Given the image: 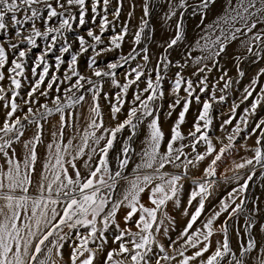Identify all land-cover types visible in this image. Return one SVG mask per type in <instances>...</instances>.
Returning <instances> with one entry per match:
<instances>
[{
    "label": "snow or ice",
    "instance_id": "6c2138e0",
    "mask_svg": "<svg viewBox=\"0 0 264 264\" xmlns=\"http://www.w3.org/2000/svg\"><path fill=\"white\" fill-rule=\"evenodd\" d=\"M119 2L122 5V0ZM109 3L110 0H102L101 11L103 15L98 25L99 34L91 29L87 32V36L94 43H89L84 36L77 38L80 53L87 52L89 48L95 49L96 45L104 43L102 35L113 23L108 18ZM209 3L210 0H202V7L206 9ZM39 5H43V9L46 10V18L44 11L38 7ZM100 6L101 0H93L91 11L99 15L97 10ZM185 6L186 0H181L180 7ZM73 8L78 9L79 24L84 25L86 23L84 17L87 14L86 0H54V3L53 0H0V32L15 29L16 38V42L9 40L7 45L0 42V82L6 79L9 82L7 88L0 83V102H3L0 106L7 110L4 114L3 123L0 125V155L4 157L5 161L4 164H0V264H57L53 258V250L55 249L57 254H60L59 250L64 247L62 242L68 237V232L65 229L73 231L80 228L87 231L86 233L77 231L76 240L78 243L74 244L70 254L71 264H78V262L79 264H94L97 254L104 250V246L108 242L105 233L113 225L119 229L113 237V243L117 244L118 247L107 251L104 264H150L149 254L153 251V245H157L159 251L163 253L156 259V264H160L161 260L176 261V264H192L194 261H198L199 264H225L226 257L229 255L231 259L227 260L226 264H252V260L246 259V257L258 247L256 240L249 239L246 246L241 244L242 251L237 255L229 244L227 221L218 227L215 226V222L229 208H231L229 219L243 210L242 196L248 190V181H251L256 175V166L264 169V119L259 120L255 125V128L259 130L255 145L247 149L253 153V156L244 159L241 163L234 164L236 170L252 166L247 180L229 194L230 202H222L218 211H214L202 221L199 227L194 229L193 226L197 224L204 212L205 200L211 194V186L214 183L211 178L216 175V164L234 146L236 136L244 129L240 124H236L232 132L226 137L228 143L225 144L221 141L222 146L219 150L216 149L212 138L209 136L213 122L211 116L212 102L216 100L213 90L209 99L202 102L198 95L195 96V100L202 104V108L194 122L193 129L185 136L181 131V125L185 122V115L189 111L195 89L191 79L185 80L180 73H177L174 86L171 89L176 99L169 106L170 109L174 110L176 106L181 104L179 92L182 86L186 85L184 90L187 96L183 98V110L179 112L178 120L171 128L166 150L161 152L160 148L161 144L164 143L165 134L161 128L160 117L155 114L156 108L154 107L155 101L164 96L161 84L164 78L159 74V68L155 69L157 73L155 80L147 75L146 63L137 64L126 71L123 84L116 80V70L131 61H135L137 56H141V53H143L142 60L149 61L147 48H142L137 52L136 48L133 47L127 55H121L117 62L108 63L105 68L98 67L96 59L93 58L88 65L92 73L91 76L81 74L77 67L78 54H72L71 64L67 66L63 79L57 75L50 76L51 66L46 60V56L55 48L58 38L63 41L60 52L69 53L72 49V44L67 41L64 33L72 30V21L77 19V15L73 14ZM144 12L145 15L148 14L147 5L144 7ZM18 14H22L23 19L18 18ZM112 15L116 19L120 17L119 6ZM172 15H176L175 11L172 12ZM53 18L59 19L58 26H47L43 31L36 26L37 20L43 19L47 24ZM28 22H31V29L29 34L25 35L23 25ZM218 23L223 25L219 28L220 35L211 44L205 43L203 50L207 54L198 57L197 64L207 60H211L215 64L216 58L226 50L228 43L237 40L240 35L246 34L252 35L248 40L241 41L242 45L253 56L264 59V47H260L259 51H254V47L264 46V0H235V3L233 0H227V11ZM146 25L147 22L145 21L139 31L134 34V45L141 43V34ZM237 25L240 26L237 27ZM258 25L262 27L258 28ZM254 30L256 31L254 32ZM128 31L126 26L123 27L120 33L110 38L109 45L97 51L96 55L99 56L103 52L120 49ZM182 36V25H178V34L168 43L167 47L172 48L177 45ZM41 37L46 41L51 37V43L48 44L44 52L35 61L34 67L31 68V74L36 79L30 82V90L27 93V99L24 100V103L29 106L23 117L17 116L16 114L20 110L17 97L20 96V89L24 86L21 78L26 79L28 53L32 48L37 47V38ZM21 44L29 47L22 48ZM10 52L12 59H10ZM163 61H167V57H164ZM167 63L171 62L168 61ZM63 64H65V60L61 56H57L55 70L59 72ZM41 67L42 71L38 72L37 70ZM205 68H208L206 63L198 69V73H203ZM208 70L211 71L210 68ZM240 75L243 76L244 73L241 72ZM92 76L98 78L97 81H94ZM260 76H264V69L260 71L256 79L251 81L249 87L244 89L241 102L253 97V92L256 91L254 86L259 84ZM73 77L76 78L75 82H73ZM142 77L145 78L146 85L142 90L137 89L135 91L131 102L132 106L128 109L125 118L119 121L115 127L104 129L98 103L99 94L103 87L102 79L111 78L112 83L121 89L115 95L116 103L111 104L112 118L116 119L126 102L125 97L129 89L141 82ZM46 79L49 82L45 86ZM206 79L205 77L201 81L203 91H208L205 85ZM58 82L59 84L67 83L70 85L65 89L64 96L56 95L52 99L54 107H49L47 103H44L40 106L43 111L40 109L34 111L32 106L39 104V100L34 98L37 92L40 96L48 98L49 92ZM230 84L231 81H228L224 87L227 88ZM85 85L90 87L85 88ZM42 86H45L47 90H42ZM60 91V87L57 86L55 92L60 93ZM85 91L92 94L94 101L89 108L91 113L89 126L93 131L84 133L82 143L75 148V155L69 152L72 147L71 141L64 148L57 144L54 153L52 152L53 146L48 145L49 162L44 164L43 173L36 182V195H30V189L33 187V173H35V165L38 160L36 145L40 143L43 129V125L39 121H46L47 117L54 112L60 113L61 127L58 129V133L62 137L65 120L64 110L66 107L71 108L83 102ZM76 92L81 94L77 96ZM65 99L67 100L66 104L64 103ZM219 99L222 101L224 97L221 96ZM262 103H264V90L254 99L250 108L244 109L245 115L241 122L245 127L248 124V117L254 115ZM238 107V104L234 105L232 112L235 113ZM149 117L152 119L147 124L149 130L147 146L141 154V163L136 166L137 174L132 179L122 176V170L127 167L130 159L128 153L131 149L127 144L122 149L119 169L113 172L109 165L108 156L109 151L114 147L117 134L128 128L131 131L128 141H131L138 126ZM234 119V115L230 116L224 121V125L232 124ZM25 121L37 125V132L32 140L23 144L26 151L23 161H21L15 158L13 145L19 143L20 137L24 135ZM100 129H104V132L97 136L96 133ZM58 133L54 132L52 135L55 137ZM89 139H92L96 145V147L90 148L92 154H97V147H99V159L94 167L91 164H86L85 166L89 168V171L87 175L82 176L81 171L73 161L78 156L85 155V149H89ZM185 140H189V143H183ZM101 141L104 142L102 147H100ZM178 142L180 143L178 144ZM201 142L207 146L204 153L196 152L197 145ZM188 147L196 152L194 159H189V154L184 151ZM9 150H12L11 153ZM213 153L215 155L205 169L204 180L197 181L196 187L190 194L189 206L192 205L193 201H197V197L199 200L179 238L183 243L177 248L176 243L178 241L171 242L169 248L172 249L173 254L169 255L168 249L163 244H158L155 235V233L160 232L165 220H171L166 211L167 204L174 200L178 202L180 182L187 175L189 165L194 167L200 161L205 160L206 156H212ZM66 155H71L69 163L74 170V175H69L68 169L65 167ZM92 159V155H88V160L92 161ZM167 165L183 168V173L162 172L161 170ZM141 169H151L152 171L141 172ZM121 178L127 179L128 183L127 188L122 192V199L110 201L109 196L104 194V190L114 191ZM235 179L239 180L240 177L236 176ZM146 190L149 193L148 199L151 206L141 202V194ZM237 200H241V203L237 204ZM122 206L127 208L124 216L125 224L132 221L138 231H133L127 227L120 228L116 218ZM137 213H139L138 219L133 221V217ZM185 215H189L187 210ZM248 225L252 226V222L249 221ZM218 233L223 234V239L217 241L218 246L214 251H210L212 238ZM125 236L129 237L127 241ZM90 244L97 246L93 249L89 247ZM189 250H194L191 255L186 254ZM206 253H208L207 256H205ZM255 264H264V252L256 256Z\"/></svg>",
    "mask_w": 264,
    "mask_h": 264
},
{
    "label": "rangeland",
    "instance_id": "374dc122",
    "mask_svg": "<svg viewBox=\"0 0 264 264\" xmlns=\"http://www.w3.org/2000/svg\"><path fill=\"white\" fill-rule=\"evenodd\" d=\"M222 1V0H221ZM220 0H214L208 5L205 9L202 7V0H186V6L180 7L181 0H122V5L119 0H110L108 5V18L110 21H113L109 25L108 29L102 35L103 44L96 45L95 49L89 48L87 52H79V43L78 37L84 36L89 43H94L91 38L87 36L88 30H93L99 34L98 25L101 22V17L103 12L101 11L103 4L101 0V6L98 8L99 15L91 11V6L93 0H86L87 4V14L85 15L86 23L84 25L79 24L78 9L73 8V14L77 15V19L72 21L73 27L71 31L65 32L64 36L67 41L72 44V49L69 53L60 52V48L63 44V41L58 38L55 48L48 53L46 60L50 64V76L57 75L63 79L64 73L67 71V66L71 64V55L78 54V69L82 75L91 76V70L88 68V65L92 62V59L95 58L97 66L100 68H105L108 63L117 62L121 55H127L133 47L136 48V51L139 52L142 48H147V55L149 56V61L145 62L142 60V55L137 56L135 61H131L129 64L124 65L122 68L117 69L116 80L120 81L121 84L125 82L124 73L130 70L131 67L136 66L137 64H145L146 73L150 75L153 80H155L157 67L159 68V74L164 78L161 81L162 89L164 91L163 98L155 101L154 107L156 108V113L160 117V124L162 131L165 134L164 143L161 144L160 151L163 152L166 150V143L170 138L171 128L174 126L178 120V114L183 110V98L187 96L184 88L182 86L179 96L181 98V104L176 106L174 110L170 109V105L174 103L176 99L175 95L172 93L171 89L174 86V80L176 74L180 73L185 80L191 79L193 81V86L195 89L194 95L191 98L192 103L189 107V111L185 115V122L181 125V131L185 136L188 135V132L193 129L194 122L197 119L198 113L202 108V104L198 103L195 100V96L200 97V101L209 99L212 91H215L216 100L212 102L211 116L213 122L209 130V136L212 138L213 144L216 149L222 146L223 143H228L226 137L232 132V129L236 124H240L244 129L240 132L235 140L234 146L228 150L224 157L216 164V175L211 179L214 183L211 186V194L205 200V209L202 216L198 219L197 224L193 226L195 229L199 227L203 220L208 218L214 211H218L222 202H230L229 194L232 193L240 184H243L247 180V176L250 174L252 166H248L244 169H234L235 163H241L244 159L251 158L253 153L247 149L252 148L255 145V141L259 136V130L255 128V125L259 120L264 119V103L257 108V111L254 115L248 117V124L245 125L241 122L244 117V109L250 108L251 103L256 97L259 96L260 92L264 90V76L259 77V84L254 86L256 91L253 92V97H250L247 101H242L244 96V89L248 88L253 79H256L258 74L262 69H264V59H258L257 57L250 54L246 47L242 45L241 41H246L250 38L252 34L240 35L239 38L235 41L228 43L226 50L221 53L219 57L216 58V63L214 64L211 60L201 61L200 64L196 63L198 57L204 56L207 53L203 50L205 43L211 44V42L220 35L219 28L223 25L218 23L221 21V17L224 16L227 11V3L225 1L221 3ZM54 3V0H53ZM220 3L222 6H219ZM224 4V5H223ZM147 5L148 14L145 15L144 7ZM120 7V17L118 19L114 18L112 13L117 7ZM45 14L46 10L43 9V5H39ZM175 11L176 15H172V12ZM18 18L23 19L22 14H18ZM147 22L146 27H144V32L141 34L142 39L139 45L133 44L134 34L139 31L140 27ZM59 19L53 18L52 21L45 24L43 19L36 21V26L45 30L47 26H58ZM178 25H182L183 36L177 45L172 48H168V43L178 34ZM128 28V35L125 37L120 49H115L110 52H103L101 55L97 56L96 52L100 49L109 45L110 38L121 32L123 27ZM240 25H237L239 27ZM20 27V26H17ZM262 26L258 25V28ZM31 29V22L23 25V30L25 35L29 34ZM256 30H254L255 32ZM15 29H10L8 32H0V42L7 45L9 40L16 42L15 38ZM51 43V37L46 41L42 37L37 38V47L32 48L28 53L27 57V69L25 72V78L22 79L23 87L20 89V96L17 97V103L20 105V110L17 112V116L23 117L27 112L29 105L24 103V100L27 99V93L30 90V82L36 79L31 74V68L34 67L35 61L37 58L44 52L48 44ZM240 44V45H239ZM22 48H27L29 46L21 44ZM236 47V48H235ZM260 47H254V51H259ZM231 48V50H230ZM232 54V55H229ZM61 56L65 60V64L61 65L59 72L55 70V61L56 57ZM167 57V61H163V58ZM10 52V59H12ZM163 61V62H161ZM170 61L171 63H167ZM255 61V62H253ZM208 65V68H205L203 73H198V69L203 67L204 64ZM167 64V66H165ZM183 66V67H181ZM211 69L209 71L208 69ZM38 72L42 71L41 69L37 70ZM243 72L244 75L241 76L240 73ZM198 73V74H197ZM223 76V79L221 77ZM206 79L205 85L208 91L202 90L201 81ZM75 77H73V82H75ZM94 81H97L98 78L92 76ZM231 81V84L225 88L224 85ZM49 82L46 79L45 86ZM5 88L8 87V80L6 79L3 82ZM102 90L99 94L98 103L100 105L102 118L104 122V129L115 127V125L122 121L128 109L132 106L131 102L134 98L135 91L137 89H143L146 85V80L144 77L141 78V82H138L137 85H133L125 97V103L121 109V112L117 114L116 119L112 118L111 114V104L116 103L115 95L121 91L115 84L112 83L111 78L102 79ZM45 86H42V90H47ZM59 86L61 91L60 93L55 92V88ZM69 84H59L53 86V90L49 92L48 98L42 97L37 92L35 99L39 100V104L33 105L34 111L36 109H43L40 107L42 104L47 103L49 107H54L52 99L56 95L64 96L65 89L69 87ZM90 86L85 85V88ZM223 89V91H222ZM75 91V90H73ZM84 91V90H81ZM80 92H76V95H80ZM9 95H11L9 93ZM85 100L80 104H76L71 108H65L64 110V126H63V136L60 137L58 129L61 127V114L54 112L51 116L47 117V120H40L39 123L43 125L40 143L36 145L38 160L35 165V173H33V187L30 189V195H36V180L37 176L40 178L43 173V166L45 163L49 162L50 155L48 145H52V152L56 150V145L60 144L62 148L67 147L68 142L71 141L73 146L76 143L82 142L84 133L91 132L93 129L90 128V116L89 112L90 106L93 105L94 101L92 99V94L90 92H84ZM145 96L147 94H144ZM223 96L224 100H220L219 97ZM64 103H67V100H64ZM3 102H0L2 105ZM238 104L239 107L236 109L235 113L232 112L234 105ZM7 110L0 106V125H2L4 120V114ZM171 114L169 115V113ZM234 115L235 119L230 125H224V121L229 119L230 116ZM99 120V118H97ZM152 118H147L143 123L138 126L135 136H133L131 141H128V136L131 135L130 129L126 128L123 132L117 134V139L114 142V147L109 151V165L113 172L119 169V161L122 158V149L127 144L130 147L129 155V164L126 168L122 170V176L128 179H132L137 174L135 160L139 155V150L143 144V139L148 132L147 124ZM26 127L23 129L24 135L20 137L19 143H14L13 148L15 150V158L23 161L25 155V149L23 144L32 140L34 135L37 132V125L29 124L27 121L24 122ZM163 123V125H162ZM170 124V125H169ZM223 126V127H222ZM104 129L97 131L96 135L99 136L104 132ZM164 129V130H163ZM148 130V131H147ZM57 132V136L52 134ZM149 134V132H148ZM168 137V138H167ZM167 139V140H166ZM166 142V143H165ZM89 149H85V155H92L93 159L89 163L93 167L99 159V147H97V154H92L90 152L91 147H96L94 141L89 139ZM180 142H178L179 144ZM183 143L188 144L189 140L183 141ZM104 144L103 141L100 143V147ZM164 146V147H163ZM206 145L201 142L197 145L196 152L204 153L206 151ZM46 149V150H45ZM73 147L69 149V152ZM10 153L12 150H9ZM184 151L188 153L189 159H194L196 152H193L191 147L185 148ZM245 152V153H244ZM215 153L212 156H206L205 160L200 161L194 167L189 165L187 175L180 182V190L178 192V202L169 201L166 207V211L171 220H165L163 227L159 233H155L158 244H163L165 248L168 249V254L171 255L172 249L169 248V245L173 241H178L176 247L178 248L182 240L178 239L181 236L188 220L190 219L191 213L195 210L197 206V201H193L192 205L189 206L188 201L190 199V194L193 189L196 187L197 181L204 180L205 169L210 164ZM84 156H78L74 163L77 164L81 161ZM69 155L65 156V167L69 166L71 168V158ZM184 159L183 157L181 158ZM4 157L0 155V164H4ZM54 163V160L52 161ZM141 163V162H140ZM139 163V164H140ZM179 163V162H178ZM83 164V163H82ZM86 167V166H85ZM81 171L82 176L88 174L89 168H85ZM67 168V167H66ZM227 168L229 170H227ZM73 170V169H72ZM151 169H141V172H151ZM162 172H167L169 174H182L183 168H176L173 165H167ZM225 171V172H224ZM225 173V174H224ZM70 175H74L70 173ZM236 176H239L240 179H235ZM107 179V177H105ZM249 187L246 193L243 194L242 199L244 201L243 210L229 219V214L231 208L227 212H224L218 220L215 222V226H219L227 221L228 224V239L230 247L233 252L239 255L242 249L240 248L241 244L246 246L249 239H255L258 247L253 250V253L248 254L246 259H250L256 250L262 246V243L259 242L258 232L264 229V169H261L259 166H256V175L251 181H248ZM128 183L127 179L121 178L114 191L109 192L104 190V194L109 196L110 201H116L122 199V192L127 188ZM216 188H220L219 192L213 196V191ZM142 195L144 197H142ZM149 193L146 190L141 194V202L145 203L148 206L150 205L148 199ZM262 198V199H261ZM237 204L241 203V200L236 201ZM235 207V205H232ZM189 215H185V211ZM127 212V208H121V211L117 214V222L120 225V228H131L133 231H138L134 227L132 221H129L127 224L124 222V216ZM139 213L133 217V221L138 219ZM252 222V226L248 225V222ZM159 222V221H158ZM184 225V227H182ZM166 230V231H165ZM68 237L62 243L64 247L59 250L60 254H57V251L53 250V258L56 260L57 264H71L70 254L73 250L74 244L78 243L76 240V234L78 232L86 233V229L80 228L78 230L69 231ZM119 229L113 225L110 227L107 233V244L104 246V250L97 254V258L94 264H104L105 256L107 251L112 248L118 247L117 244L113 243V237L117 234ZM155 232V226H154ZM222 241L223 234L218 233L212 238V249L218 246L217 241ZM129 237L125 236L127 241ZM260 245V246H259ZM96 244H90L89 247L95 249ZM192 251L189 250L186 254L191 255ZM62 254V256H61ZM163 255L159 251L157 245H153V251L149 254L150 264H156V259ZM208 253L205 254L207 256ZM119 258V257H118ZM179 259V257H177ZM231 259V256L226 257L225 264L227 260ZM79 264V262H78ZM160 264H176V261H163L161 260ZM192 264H199L198 261L192 262ZM254 264V262L252 263Z\"/></svg>",
    "mask_w": 264,
    "mask_h": 264
},
{
    "label": "bare ground",
    "instance_id": "6f19581e",
    "mask_svg": "<svg viewBox=\"0 0 264 264\" xmlns=\"http://www.w3.org/2000/svg\"><path fill=\"white\" fill-rule=\"evenodd\" d=\"M221 1V0H220ZM223 1H225V4L227 3V0H222L221 1V3L223 2ZM233 3H235V0H233ZM218 4H220V3H218ZM224 5V4H223ZM219 6H222L221 4L219 5ZM223 7V6H222ZM240 45V44H239ZM236 48V47H235ZM230 50H231V48H230ZM229 55H232V54H229ZM162 125H163V123H162ZM170 125V124H169ZM162 127V126H161ZM181 129H182V127H181ZM164 130V129H163ZM148 131V130H147ZM149 132V131H148ZM148 132H146V134H145V136H144V139H143V144L141 145V147H140V150H139V155H138V157H137V159L135 160V165L134 166H137L140 162H141V154L143 153V151H144V149H145V147L147 146V138H148ZM168 138V137H167ZM167 140V139H166ZM82 142H80V143H76V145H74L73 144V149L71 150V154L72 155H75L76 153H75V148H76V146L77 145H79V144H81ZM166 143V142H165ZM164 147V146H163ZM46 150V149H45ZM48 150V149H47ZM164 152V151H163ZM245 153V152H244ZM69 157L71 158V155H69ZM70 158H68V159H70ZM74 162V161H73ZM91 161H89L88 160V156L86 155V156H84L82 159H81V161L77 164V168L80 170V171H82V169H83V166L85 167V165L86 164H89ZM83 163V164H82ZM67 167V169H68V174L70 175V173H73L74 174V170H72V169H70L69 168V166H66ZM86 168V167H85ZM230 169V168H229ZM228 168H227V170H229ZM225 172V171H224ZM225 174V173H224ZM40 178L37 176V180H36V182L39 180ZM34 185V184H33ZM219 190H220V188H216V189H214V191H213V196L214 195H216L218 192H219ZM142 197H144L143 195H142ZM263 197H264V195H263ZM262 199V198H261ZM182 227H184V225H182ZM258 238H259V242H261L262 243V246L261 247H259L257 250H256V252L254 253V255L250 258L251 260H252V263L254 262V264H255V259H256V256L258 255V254H260L261 252H264V229H262V231H259L258 232ZM180 238V237H179ZM178 238V239H179ZM218 241H219V238H218ZM260 246V245H259Z\"/></svg>",
    "mask_w": 264,
    "mask_h": 264
}]
</instances>
